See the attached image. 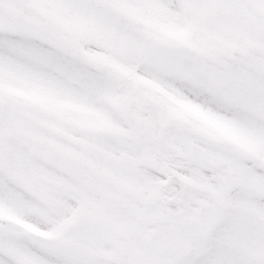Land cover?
Returning <instances> with one entry per match:
<instances>
[{"label": "snow or ice", "instance_id": "6c2138e0", "mask_svg": "<svg viewBox=\"0 0 264 264\" xmlns=\"http://www.w3.org/2000/svg\"><path fill=\"white\" fill-rule=\"evenodd\" d=\"M0 264H264V0H0Z\"/></svg>", "mask_w": 264, "mask_h": 264}]
</instances>
